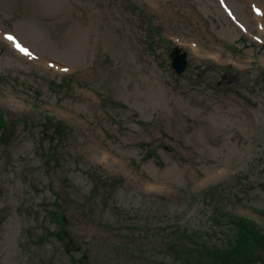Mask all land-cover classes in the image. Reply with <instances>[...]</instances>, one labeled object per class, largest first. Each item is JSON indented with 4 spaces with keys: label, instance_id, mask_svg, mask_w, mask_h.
I'll use <instances>...</instances> for the list:
<instances>
[{
    "label": "rangeland",
    "instance_id": "1",
    "mask_svg": "<svg viewBox=\"0 0 264 264\" xmlns=\"http://www.w3.org/2000/svg\"><path fill=\"white\" fill-rule=\"evenodd\" d=\"M261 7L0 0V264H182L192 245L239 238L229 215L264 232ZM46 119L68 128L54 166ZM92 170L119 182L96 191ZM239 247L264 264V239Z\"/></svg>",
    "mask_w": 264,
    "mask_h": 264
},
{
    "label": "trees",
    "instance_id": "2",
    "mask_svg": "<svg viewBox=\"0 0 264 264\" xmlns=\"http://www.w3.org/2000/svg\"><path fill=\"white\" fill-rule=\"evenodd\" d=\"M151 42L147 43V46L150 47ZM261 77L264 78V72L261 74ZM72 78L67 77L63 78L60 80V82L56 83L54 80L50 81L52 82L51 89L55 86L57 87L58 85H67L69 82H71ZM77 84H83V82H78L76 81ZM86 87L89 86L88 84L84 83ZM111 101L114 104H119L118 101L111 99ZM3 118V113L0 111V128L4 126L5 121L1 120ZM43 129L45 125H48L49 127L45 130L46 131V136L51 140L50 144V151L46 150L42 152L43 157L45 158L46 162H50L49 164L51 166H54V163L56 164L58 161L55 159L56 158V151H57V146L61 144L63 141L64 135L67 132V127L60 121L57 122H52L49 119H46L45 121L42 122ZM55 140V142H54ZM142 147L145 149V155L146 157H157L158 160V155L156 153V146L153 144V142H143ZM91 172V174H90ZM89 174L93 178L94 182V189L97 191L101 187V183L104 182L105 184H109L111 187L116 185L119 180L112 178V177H107L105 176L104 179L101 175H98L95 171H90ZM90 177V178H91ZM95 180V181H94ZM58 211L57 215L59 216L57 218V221L64 225V219L62 217L63 211L61 208V205H58ZM229 219L231 220V223L236 227V234H239V238L236 235L235 239L228 241L226 246L228 245L227 250H219L216 248H209L208 246L196 244L190 246L189 248V257L184 256L182 261V264H245L247 261L245 257L246 249H242L239 247V239H250V242H252V239L254 241H257L259 238L264 239V232L262 231L261 228H259L254 222H252L251 219L245 218V217H236L234 215H229ZM62 227V226H61ZM262 232V233H261ZM61 236L63 237V234L61 232ZM225 246V247H226ZM217 247V246H216ZM175 248V247H172ZM174 250V249H172ZM175 251V250H174ZM188 254V253H186ZM180 260V259H179ZM174 264V263H172ZM251 264V263H250Z\"/></svg>",
    "mask_w": 264,
    "mask_h": 264
},
{
    "label": "water",
    "instance_id": "3",
    "mask_svg": "<svg viewBox=\"0 0 264 264\" xmlns=\"http://www.w3.org/2000/svg\"><path fill=\"white\" fill-rule=\"evenodd\" d=\"M178 51H179L178 49L174 50L171 55L172 58L171 66L176 73H180L183 70H185L187 64L186 53L185 52L179 53ZM167 149L169 151L172 150L171 147H167ZM63 236L67 238V242L65 243L64 246L67 252L76 251L79 249L78 242H76L73 238H71L70 234L66 230L63 231Z\"/></svg>",
    "mask_w": 264,
    "mask_h": 264
},
{
    "label": "bare ground",
    "instance_id": "4",
    "mask_svg": "<svg viewBox=\"0 0 264 264\" xmlns=\"http://www.w3.org/2000/svg\"><path fill=\"white\" fill-rule=\"evenodd\" d=\"M254 8H257L256 6H254ZM254 17V21L258 24V25H263V29L261 31V33H264V8L261 7V13L260 14H253ZM11 44V43H9Z\"/></svg>",
    "mask_w": 264,
    "mask_h": 264
},
{
    "label": "snow or ice",
    "instance_id": "5",
    "mask_svg": "<svg viewBox=\"0 0 264 264\" xmlns=\"http://www.w3.org/2000/svg\"><path fill=\"white\" fill-rule=\"evenodd\" d=\"M8 39H12V37L9 36Z\"/></svg>",
    "mask_w": 264,
    "mask_h": 264
}]
</instances>
